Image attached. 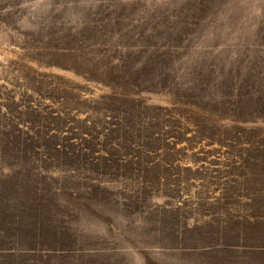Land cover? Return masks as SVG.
Instances as JSON below:
<instances>
[{"label":"rangeland","instance_id":"rangeland-1","mask_svg":"<svg viewBox=\"0 0 264 264\" xmlns=\"http://www.w3.org/2000/svg\"><path fill=\"white\" fill-rule=\"evenodd\" d=\"M0 264H264V0H0Z\"/></svg>","mask_w":264,"mask_h":264},{"label":"trees","instance_id":"trees-1","mask_svg":"<svg viewBox=\"0 0 264 264\" xmlns=\"http://www.w3.org/2000/svg\"><path fill=\"white\" fill-rule=\"evenodd\" d=\"M107 118H102L101 121L95 122V127H89V130L83 133L84 135H88L92 141H94V147L101 148L99 150H96L95 148L93 149L96 152L101 151L103 153L102 156H104L102 158L111 155L113 161L129 162L134 165H139V168L135 169L137 172L144 170L149 163H154L155 159L162 160L166 167L172 166L173 160L168 157L164 159V153L162 154L164 149H172L169 147L167 140L174 136L171 135V131L167 130V125H164V128H160V131L162 130L161 132L155 131L147 135L144 133L137 134L134 135L133 139H127L124 143H122L119 142L122 140V135H115V132L117 131L115 126L118 123L110 122ZM123 128L124 127H121V130ZM140 132L141 131L139 130L138 133ZM84 135H81L82 139H84ZM100 137H103L102 141H100ZM237 139L238 137L223 135L217 140V142L219 145L230 149L234 147L235 143H237ZM110 148L113 151H110ZM108 160L111 159L108 158Z\"/></svg>","mask_w":264,"mask_h":264}]
</instances>
